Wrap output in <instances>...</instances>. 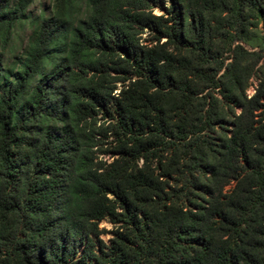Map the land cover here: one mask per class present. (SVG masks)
Returning <instances> with one entry per match:
<instances>
[{"label": "trees", "instance_id": "16d2710c", "mask_svg": "<svg viewBox=\"0 0 264 264\" xmlns=\"http://www.w3.org/2000/svg\"><path fill=\"white\" fill-rule=\"evenodd\" d=\"M34 2L0 0V264H264V0Z\"/></svg>", "mask_w": 264, "mask_h": 264}, {"label": "rangeland", "instance_id": "374dc122", "mask_svg": "<svg viewBox=\"0 0 264 264\" xmlns=\"http://www.w3.org/2000/svg\"><path fill=\"white\" fill-rule=\"evenodd\" d=\"M53 0H35L34 4L30 8L29 14L32 16H39L41 12L48 11L51 3ZM32 31L30 29L20 30L18 32L17 38L15 40V46L18 50H21L20 46H25L28 43L29 37L31 36ZM254 46L257 45V43H253ZM8 63L11 62V58L8 57L6 60ZM251 93H254L253 88L250 90ZM103 228L112 229V225L108 223L107 221L103 222L101 225ZM111 238V235H108L104 237L106 241H108Z\"/></svg>", "mask_w": 264, "mask_h": 264}]
</instances>
